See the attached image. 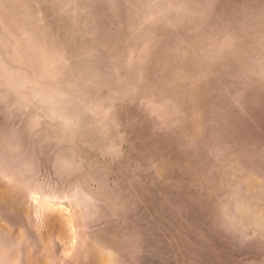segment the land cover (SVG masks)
I'll return each mask as SVG.
<instances>
[{"label":"rangeland","instance_id":"374dc122","mask_svg":"<svg viewBox=\"0 0 264 264\" xmlns=\"http://www.w3.org/2000/svg\"><path fill=\"white\" fill-rule=\"evenodd\" d=\"M0 264H264V0H0Z\"/></svg>","mask_w":264,"mask_h":264}]
</instances>
